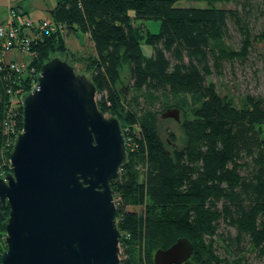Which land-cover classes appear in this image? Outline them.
<instances>
[{"label":"trees","instance_id":"trees-1","mask_svg":"<svg viewBox=\"0 0 264 264\" xmlns=\"http://www.w3.org/2000/svg\"><path fill=\"white\" fill-rule=\"evenodd\" d=\"M206 1L57 0L50 11L53 29L30 41L27 68L15 71L0 59L3 177L11 171L9 153L21 130V99L42 63L55 52L68 53V32L84 33L92 42L95 53L82 58L83 71L95 85L98 108L118 119L126 145V162L111 184L122 264H154L156 249L183 236L192 253L179 264H252L245 252L264 258V93H243L237 103L211 79L225 63L246 60L254 44L263 46L264 61V0H224L236 2L234 7ZM144 20H157L158 30ZM231 25L239 32L238 46L227 40ZM122 62L128 81L118 88ZM132 89L139 94L130 101ZM181 96L196 105L181 122L186 142L170 150L153 105L162 98L177 105ZM8 210L1 207L0 253Z\"/></svg>","mask_w":264,"mask_h":264},{"label":"water","instance_id":"water-1","mask_svg":"<svg viewBox=\"0 0 264 264\" xmlns=\"http://www.w3.org/2000/svg\"><path fill=\"white\" fill-rule=\"evenodd\" d=\"M95 95L87 75L53 56L22 97L11 171L0 177L1 218L9 207L0 264H122L111 184L126 145L118 119L98 108ZM178 113L167 108L161 117L178 120ZM191 253V241L178 237L154 251L153 263L179 264Z\"/></svg>","mask_w":264,"mask_h":264},{"label":"rangeland","instance_id":"rangeland-1","mask_svg":"<svg viewBox=\"0 0 264 264\" xmlns=\"http://www.w3.org/2000/svg\"><path fill=\"white\" fill-rule=\"evenodd\" d=\"M176 4L180 6H204L207 3L206 0H176ZM215 6L223 7H234L236 2L234 1H224L219 0L213 3ZM10 11V10H9ZM50 17V14H46ZM264 19V17H263ZM146 25L152 32L158 30L157 20H144ZM253 23L250 24V26ZM228 42L232 43L234 46H238L240 41L239 32L232 25L229 27ZM65 45L67 47L68 53L65 52H55L52 55L60 57L62 59L68 60L72 63L75 71L77 73H82L89 76L88 72L83 71V57H88L95 53L92 42L89 38L81 32H68L65 35ZM142 49L144 53H148L150 48L146 44H142ZM12 50V49H8ZM70 54V55H69ZM263 46L260 44H254V48L250 49V52L244 61H234L233 63H225L224 71L220 75H212L211 79L215 82L218 91L221 94L227 95L234 102L242 103L243 93L250 92L252 94H263L264 93V61L262 60ZM27 53H21L19 55L20 59L24 61L28 60ZM73 56L80 58L71 59ZM80 61V62H79ZM119 67V79L116 82V87L122 88L128 81V71L125 63H121ZM139 93L135 90H130L127 93V99L131 101L133 97H137ZM131 97V98H130ZM98 95L96 93L95 99L97 100ZM141 105H143V97L139 98ZM153 108L158 110L157 127L161 139L167 143V147L171 150L175 147H180L186 142V138L181 128V122L184 118L191 117V108L196 105V101L189 96H181L177 100V105H168L170 100L166 101L163 98L156 100ZM166 108H177L179 110L178 120L171 117H161V112ZM171 133V134H170ZM129 209L138 210L139 207H129ZM223 230L234 233V230L223 225ZM5 241V239H4ZM6 246V243H5ZM121 248H119V254ZM245 255L249 258V262L252 264H264V258H258L254 256V253L245 252ZM123 257V256H122Z\"/></svg>","mask_w":264,"mask_h":264},{"label":"built area","instance_id":"built-area-1","mask_svg":"<svg viewBox=\"0 0 264 264\" xmlns=\"http://www.w3.org/2000/svg\"><path fill=\"white\" fill-rule=\"evenodd\" d=\"M45 28L53 29V23L50 19H44L38 23H34L28 17L22 15L17 9L11 8L8 18L5 21H0V59L5 65H9V67L15 71L26 69L27 63L23 59L15 60L6 55L8 49H15L20 54L27 53V55H31L30 41L35 38L39 31ZM29 70L33 72L34 68L30 67ZM36 82L37 75L36 79L33 80L31 90L35 87ZM11 125L12 120L10 121V126Z\"/></svg>","mask_w":264,"mask_h":264},{"label":"crops","instance_id":"crops-1","mask_svg":"<svg viewBox=\"0 0 264 264\" xmlns=\"http://www.w3.org/2000/svg\"><path fill=\"white\" fill-rule=\"evenodd\" d=\"M56 3L57 0H0V21H5L9 16V10L15 7L22 15L38 23L50 19L46 14H50ZM6 55L15 60L20 59V53L15 49L9 50Z\"/></svg>","mask_w":264,"mask_h":264}]
</instances>
